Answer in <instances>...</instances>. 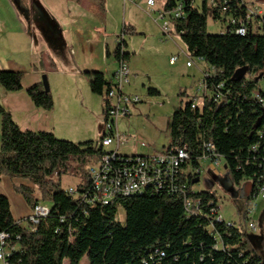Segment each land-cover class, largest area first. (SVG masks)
<instances>
[{"label":"trees","instance_id":"obj_1","mask_svg":"<svg viewBox=\"0 0 264 264\" xmlns=\"http://www.w3.org/2000/svg\"><path fill=\"white\" fill-rule=\"evenodd\" d=\"M180 4L185 17L173 21L174 30L188 54L203 60L210 71L209 94L199 106L194 104L197 96L191 98L171 119L169 147H186L189 154L177 188L118 197L109 205L88 204L82 196L90 189L86 169L107 153L99 146L103 138L75 143L51 132L22 131L0 101V185L4 178L22 182L14 189L31 211L42 206L38 197L51 203L48 216L37 224H21L9 198L0 193L7 264H80L85 257L89 264H264L242 228L217 221L216 194L196 192L193 183L209 144L236 184L252 181L250 200L264 188V15L247 20L249 0H165L164 10ZM210 18L222 24L220 34L208 33ZM240 22L245 35L237 33ZM126 46L122 40L115 50L118 62L130 58ZM91 76V91L104 102L111 82L100 72ZM23 78L22 72L0 71V86L18 92ZM27 93L37 108L54 109L53 96L42 83ZM148 94L157 97L160 92L150 88ZM73 164L83 174L69 194L61 179ZM119 215L125 216L123 222Z\"/></svg>","mask_w":264,"mask_h":264},{"label":"rangeland","instance_id":"obj_2","mask_svg":"<svg viewBox=\"0 0 264 264\" xmlns=\"http://www.w3.org/2000/svg\"><path fill=\"white\" fill-rule=\"evenodd\" d=\"M107 1L109 6L106 7V18H103L102 23L107 30L105 42L112 53L116 50L121 36L127 43L126 49L131 54L130 67L134 75L132 85L128 89L143 100L135 107L131 116L122 117L117 121L120 135L130 140L129 145L123 146L121 152L127 155L135 153L138 156L162 153L171 142L170 124L173 114L185 107L190 101L189 96L196 93L194 84L202 77L198 67L200 60L188 54L187 47L175 30L171 34L172 37L167 38L163 35L161 22L158 20L165 0H156V8L153 11L141 2L133 6L124 0ZM263 1L249 0V3L251 7L262 8ZM207 30L209 34H220L222 24L210 18ZM175 56L179 58L171 65L170 61ZM188 62L192 67L187 66ZM204 67L210 71L207 64ZM46 75L56 103L54 108L56 107V111L61 112L70 121L69 138L73 139L68 137L60 139L75 143L100 142L104 132L102 98L94 95L88 86L84 88L78 86L74 78L63 73L60 67L54 73ZM78 84L81 85L80 82ZM150 88L158 90L160 95L150 96L148 94ZM260 88L264 91V81L260 82ZM66 103L68 105H65ZM141 144L145 147H141ZM201 166L200 181L194 185V190L216 194L224 220L242 228L247 239L264 259V191L255 201L250 200L253 186L251 180H243L236 184L223 162L216 167L204 161ZM76 167L77 165L73 164L72 170L62 177L63 189H75L81 183L83 173L77 172ZM5 179L0 185V192L3 195L10 194L11 189L15 192V185L23 184L20 181L15 183L8 178ZM34 190L38 196L41 195L37 188ZM38 198L42 206L51 207L49 201ZM13 204L12 211L18 217L20 208ZM248 211H251L252 219L247 217ZM30 215L31 213L16 220L26 224ZM123 215L122 222L125 217ZM250 222L255 223L256 232L249 228ZM0 264L4 263L0 261ZM65 264L69 263L66 261ZM80 264H89V261L85 257Z\"/></svg>","mask_w":264,"mask_h":264},{"label":"crops","instance_id":"obj_3","mask_svg":"<svg viewBox=\"0 0 264 264\" xmlns=\"http://www.w3.org/2000/svg\"><path fill=\"white\" fill-rule=\"evenodd\" d=\"M108 6L107 0H0V71L24 73L22 90L6 92L0 86V101L22 131L51 132L57 138L73 139L69 138L68 117L56 107L52 111L37 108L27 93L30 87L42 83L43 75L60 67L78 86L90 90L93 73L100 72L108 82L113 81L118 61L105 42L107 30L102 25ZM205 64L201 60L198 64L201 75L206 72ZM4 195L12 209L13 203L20 208L18 217L12 211L15 219L31 213L13 189Z\"/></svg>","mask_w":264,"mask_h":264},{"label":"built area","instance_id":"obj_4","mask_svg":"<svg viewBox=\"0 0 264 264\" xmlns=\"http://www.w3.org/2000/svg\"><path fill=\"white\" fill-rule=\"evenodd\" d=\"M138 4L145 2L147 8L153 11L156 8V0H125ZM165 6V4H164ZM264 15V9L258 7H251L247 20L254 21ZM185 17L183 6L180 4L171 11H165L164 7L159 12V22H161V30L163 35L167 38L172 37L174 30L173 21ZM261 21V20H260ZM243 24V22H240ZM247 29L241 27L238 34L245 35ZM121 37L118 40V45L122 43ZM179 56L172 57L170 64L174 65ZM203 61V60H201ZM191 67V63H187ZM133 74L127 61L121 60L118 62V68L115 72L114 79L107 88L105 93V113H104V132L102 141L99 146L107 149V153L101 157L98 162L91 164L87 168V175L90 179V189L83 193V200L88 204L102 203L109 205L115 198L118 197H133L148 191H166L171 192L177 188L179 173H182L181 166L189 159L188 150L184 148H165L162 153L153 155H127L121 152L123 146L129 145L130 140L123 135H120L117 130V121L122 117H129L135 107L141 103L142 98L129 91L133 80ZM209 74L205 72L202 77L195 84L194 90L197 98H194V104L200 105L199 102L209 94L207 80ZM264 81V77L262 78ZM259 98V95L256 94ZM216 99L219 96L216 95ZM141 147H145L141 144ZM205 155L201 163L206 161L219 167L222 159L214 152L213 145H207L205 148ZM209 151L212 154L209 155ZM75 189H68L69 194H73ZM177 191V190H176ZM264 188L260 194L255 196L254 201L263 193ZM264 197V196H263ZM190 208V207H189ZM217 221H225L220 210L217 208ZM49 214V209L44 206H37L32 210L28 217V223L35 225L41 218H45ZM247 217L251 216V211L247 212ZM119 215V222L121 221ZM251 218V217H250ZM249 218V219H250ZM252 219V218H251ZM22 224V223H21ZM228 226H233L232 222L227 223ZM249 228L254 232L257 231L254 222H250ZM7 240L5 234H0V261L7 264Z\"/></svg>","mask_w":264,"mask_h":264},{"label":"water","instance_id":"obj_5","mask_svg":"<svg viewBox=\"0 0 264 264\" xmlns=\"http://www.w3.org/2000/svg\"><path fill=\"white\" fill-rule=\"evenodd\" d=\"M245 73V70L241 71V73L238 74V76L240 77L241 75H243ZM42 85H43V88H44V91L45 92H50V87H49V83H48V79H47V75H43L42 76ZM226 169V167H225ZM200 179H196L193 183L194 184H197L199 183Z\"/></svg>","mask_w":264,"mask_h":264},{"label":"bare ground","instance_id":"obj_6","mask_svg":"<svg viewBox=\"0 0 264 264\" xmlns=\"http://www.w3.org/2000/svg\"><path fill=\"white\" fill-rule=\"evenodd\" d=\"M103 125V124H102ZM104 126V125H103Z\"/></svg>","mask_w":264,"mask_h":264}]
</instances>
